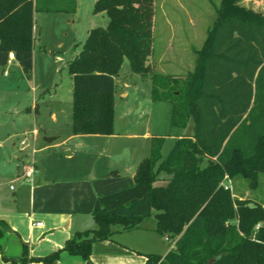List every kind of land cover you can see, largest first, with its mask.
Returning <instances> with one entry per match:
<instances>
[{"label":"trees","instance_id":"trees-1","mask_svg":"<svg viewBox=\"0 0 264 264\" xmlns=\"http://www.w3.org/2000/svg\"><path fill=\"white\" fill-rule=\"evenodd\" d=\"M62 2L0 0V67L13 52L31 79L33 13L75 11L76 0ZM93 11L105 12L107 23L88 30L68 64L74 135L114 133V78L124 59L134 73L152 72L154 0H95ZM215 13L192 70L151 75L152 100L171 105L170 126L191 122L192 133L177 136L165 157L164 136H153L133 185L98 196L95 227L75 231L53 252L28 256L21 242L13 258L5 245L16 233L0 219L4 261L51 264L62 251L88 260L92 244L111 239L114 227L129 230L153 216L156 232L175 240L164 255L147 253L144 264H264V204L224 185L243 178L255 190L264 175V13L240 0H221Z\"/></svg>","mask_w":264,"mask_h":264},{"label":"rangeland","instance_id":"rangeland-1","mask_svg":"<svg viewBox=\"0 0 264 264\" xmlns=\"http://www.w3.org/2000/svg\"><path fill=\"white\" fill-rule=\"evenodd\" d=\"M220 1L154 0L153 50L147 59L152 72L181 75L193 69L194 50L202 45L216 16L215 6L219 5ZM60 2L63 3L62 0ZM60 2L55 0L57 5H60ZM94 2L95 0H77L74 13L36 12V63L31 79L25 77L15 60L0 68V143L2 142L4 147L20 151V141L24 139L38 151L40 146L47 144L42 139L46 133L56 131L63 134L70 128L72 78L68 64L81 50L88 29L105 26L108 20L105 12L93 11ZM240 4L264 13V0H240ZM4 71L7 72L6 75ZM152 72L142 76L151 78ZM119 75L123 78L130 76L127 99L134 106L140 101L145 103L147 112L144 115L123 117L121 110L124 108L125 99L117 93L114 96L116 128H128L127 131L136 132H143L147 128L152 135L164 136L162 155L165 157L177 136L191 131L193 124L190 122L186 128L171 127L170 103L150 101V80L132 72L127 59H124ZM134 106L133 110L136 108ZM53 116H56V120L52 119ZM33 129L38 132L37 140L33 137ZM113 140L109 143L105 141L110 157L104 156V164H115L114 168L121 159L123 161L122 151L127 153L130 150L131 153V149H136L142 142V139L129 138ZM57 149L64 154V146ZM36 151L33 154L34 161L39 155ZM26 153L32 158L30 149ZM111 169L109 171L113 170ZM224 183L229 182L225 180ZM230 183L234 196L246 197L264 204V175H260L259 186L255 190L251 189L243 178L232 179ZM149 218L153 220V216ZM156 234L158 251L172 247L175 238L171 240L167 236L166 240L165 236Z\"/></svg>","mask_w":264,"mask_h":264},{"label":"crops","instance_id":"crops-1","mask_svg":"<svg viewBox=\"0 0 264 264\" xmlns=\"http://www.w3.org/2000/svg\"><path fill=\"white\" fill-rule=\"evenodd\" d=\"M36 12L41 11H34L33 20ZM33 37L35 38L34 23ZM10 62L7 61V64ZM35 63L36 46L33 43L32 75ZM139 75L150 80L152 88V78ZM129 78L130 76L123 78L119 74L114 78L115 96L119 93L120 97L125 99L121 113L127 118L133 114L138 116L147 112L145 103L140 101L134 106L127 99ZM150 101L154 100L151 98ZM133 106L136 107L134 110ZM35 109L37 111V106ZM116 117L115 114L114 133L111 135H74L71 132V119L70 128L63 134L56 131L46 133L42 139L46 136L54 139L36 151L40 157H35L36 171L30 181L23 178V168L26 160L30 159L26 151L20 149V152L0 143V219L16 233L10 235L5 245L13 258L20 257L21 242L27 244L28 256H43L61 248L75 231L94 228L95 222L91 213L96 198L133 185L136 166L149 154L151 138L155 135L147 128L143 132L127 131L128 128L118 130ZM52 119L56 120V116ZM33 131V137L37 140L38 132L36 129ZM188 133H192V130ZM125 138L142 139V142L136 149H131V153L130 150L127 153L122 151L123 161L121 159L116 168L113 167L115 164H104V156L110 157L105 141L109 143L114 141L113 139ZM60 146H64V154L57 149ZM38 161L40 163H37ZM110 168L113 170L109 171ZM38 221L41 222L40 225H36ZM156 233L154 218H147L129 230L114 227L111 239L92 244V253L88 260L62 251L59 258L51 264H144L147 253L164 255L170 249H156ZM0 264L14 263L4 261L0 253ZM25 264L44 263L30 261Z\"/></svg>","mask_w":264,"mask_h":264},{"label":"built area","instance_id":"built-area-1","mask_svg":"<svg viewBox=\"0 0 264 264\" xmlns=\"http://www.w3.org/2000/svg\"><path fill=\"white\" fill-rule=\"evenodd\" d=\"M15 59V56H14V53L13 52H9L8 53V62H10L11 60ZM5 74H6V71H5ZM33 133L35 134V132L33 131ZM20 149L22 151H27V150H31V154H32V158H30L29 160L27 159L26 160V165L24 166L23 168V178L27 181H30L36 171V168H35V163H34V160H33V154L35 153L36 149H34V147H31L30 144L26 141V140H21L20 141ZM225 187H231V185L228 183H224ZM12 188V186H11ZM41 222H36V225H40ZM258 226V225H257ZM165 239L168 240V237L165 236Z\"/></svg>","mask_w":264,"mask_h":264},{"label":"water","instance_id":"water-1","mask_svg":"<svg viewBox=\"0 0 264 264\" xmlns=\"http://www.w3.org/2000/svg\"><path fill=\"white\" fill-rule=\"evenodd\" d=\"M43 139H44V141H46V142H50V141H52L54 138H53V137L46 136V137H44Z\"/></svg>","mask_w":264,"mask_h":264}]
</instances>
